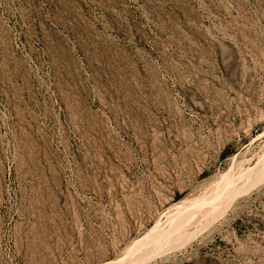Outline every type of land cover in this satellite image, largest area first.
Instances as JSON below:
<instances>
[{"label": "rangeland", "instance_id": "374dc122", "mask_svg": "<svg viewBox=\"0 0 264 264\" xmlns=\"http://www.w3.org/2000/svg\"><path fill=\"white\" fill-rule=\"evenodd\" d=\"M0 264H264V0H0Z\"/></svg>", "mask_w": 264, "mask_h": 264}, {"label": "bare ground", "instance_id": "6f19581e", "mask_svg": "<svg viewBox=\"0 0 264 264\" xmlns=\"http://www.w3.org/2000/svg\"><path fill=\"white\" fill-rule=\"evenodd\" d=\"M141 253V252H140ZM143 253V252H142Z\"/></svg>", "mask_w": 264, "mask_h": 264}]
</instances>
